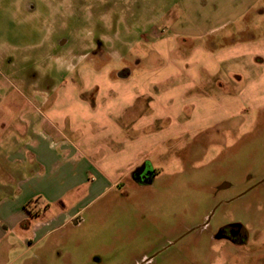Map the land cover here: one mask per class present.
I'll use <instances>...</instances> for the list:
<instances>
[{"label": "rangeland", "instance_id": "1", "mask_svg": "<svg viewBox=\"0 0 264 264\" xmlns=\"http://www.w3.org/2000/svg\"><path fill=\"white\" fill-rule=\"evenodd\" d=\"M243 1L0 0V141L38 129L126 185L90 198L91 171L71 223L0 264H264V50L209 35ZM231 223L245 241L213 238Z\"/></svg>", "mask_w": 264, "mask_h": 264}, {"label": "crops", "instance_id": "2", "mask_svg": "<svg viewBox=\"0 0 264 264\" xmlns=\"http://www.w3.org/2000/svg\"><path fill=\"white\" fill-rule=\"evenodd\" d=\"M263 1H243L238 15L223 20L222 27L227 30L223 36L215 30L217 27L212 28L209 35L214 38V47L223 40V45L239 43L256 47L262 53ZM33 130L28 139L16 134L11 143L0 141V259L2 242L8 235L17 233V238L31 249L71 223L79 211L70 210V204L86 195L85 178L91 171L94 177L88 188L90 198L105 194L121 181L107 174L98 161L80 148L64 142L50 143L46 134ZM56 205L58 211H54ZM8 245L13 247L15 241Z\"/></svg>", "mask_w": 264, "mask_h": 264}, {"label": "flooded vegetation", "instance_id": "3", "mask_svg": "<svg viewBox=\"0 0 264 264\" xmlns=\"http://www.w3.org/2000/svg\"><path fill=\"white\" fill-rule=\"evenodd\" d=\"M158 176V170L155 166H153L151 159H143L136 166L131 169L128 177L132 179L135 184L139 186H148L151 185ZM121 182V181H120ZM116 184L115 188L118 189L119 192H122L125 189V183L122 181L121 183ZM74 224H78L77 220L73 221ZM208 223L204 222L201 226V229H204ZM247 236L246 230L244 227L239 224H228L220 227L216 234L213 235L215 240L226 241L227 243L240 244L242 241H245V237ZM148 260V259H147Z\"/></svg>", "mask_w": 264, "mask_h": 264}]
</instances>
